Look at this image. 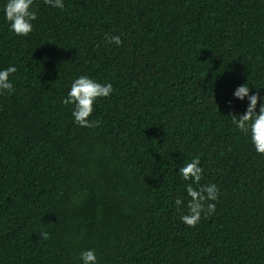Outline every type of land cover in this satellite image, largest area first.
<instances>
[{
    "label": "trees",
    "instance_id": "16d2710c",
    "mask_svg": "<svg viewBox=\"0 0 264 264\" xmlns=\"http://www.w3.org/2000/svg\"><path fill=\"white\" fill-rule=\"evenodd\" d=\"M6 3L0 264H82L89 249L98 264H264V156L229 116L248 107L233 95L244 83L264 103V0H34L26 37ZM80 75L114 89L95 128L61 103ZM195 156L220 194L188 228L178 170Z\"/></svg>",
    "mask_w": 264,
    "mask_h": 264
},
{
    "label": "clouds",
    "instance_id": "9594fccd",
    "mask_svg": "<svg viewBox=\"0 0 264 264\" xmlns=\"http://www.w3.org/2000/svg\"><path fill=\"white\" fill-rule=\"evenodd\" d=\"M34 0H7L3 9L6 20L9 22L10 31L16 36H28L33 31V21L37 19L36 10L32 8ZM45 5L52 8L64 9V0H43ZM106 44L122 46L120 36L106 34ZM17 72L15 66H9L0 70V94L15 92L14 84L9 79ZM114 89L111 83H99L88 75H80L75 78L61 103L65 106H74L71 113L74 123L80 128H95L100 124L99 120L92 121L94 104L98 99L110 97ZM250 88L247 83L238 86L233 95L238 100L248 98V107L243 115L230 114L231 123L242 135L248 136L255 152L264 156V103H261L259 112L256 106L260 99L258 94L249 95ZM230 105V102H229ZM178 174L184 181H190L185 187V192L190 198L187 203V213L180 216V221L188 228H195L201 220V214L209 216L215 212L216 205L210 203L219 197L217 185L208 183L201 185L203 169L200 166L199 156L193 157L189 162L179 167ZM194 185L196 187H194ZM179 211L183 200L179 197L174 201ZM40 237L49 239L47 232H42ZM82 264H98L95 250L89 249L80 253Z\"/></svg>",
    "mask_w": 264,
    "mask_h": 264
}]
</instances>
